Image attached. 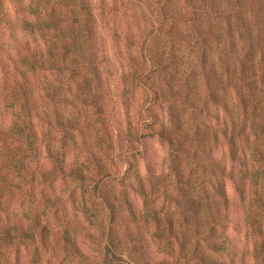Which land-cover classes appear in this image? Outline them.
Here are the masks:
<instances>
[{
	"label": "rangeland",
	"instance_id": "374dc122",
	"mask_svg": "<svg viewBox=\"0 0 264 264\" xmlns=\"http://www.w3.org/2000/svg\"><path fill=\"white\" fill-rule=\"evenodd\" d=\"M59 1L0 0V264H100L105 246L116 261L142 264L133 253L136 246L129 245L132 238L146 241L152 264H185L178 262V237L186 238L192 251L197 236L201 248L190 264H203L201 255L213 264H264V137L253 131L236 135L244 121L250 129L254 115L261 117L259 80L242 86L229 81L217 89L220 100L212 102L206 69L195 60L197 45L176 37L182 24L166 25L175 36L167 37L156 33L158 9L149 0H93L98 53L90 65L99 73L90 75L97 89L89 98V87L67 86V72H39L31 65L38 51L53 60L58 31L50 17L75 12ZM167 10L177 20L178 12L190 15L187 0H172ZM217 23L204 17L203 27L216 30ZM209 41L207 59L225 82L228 49L233 66L241 60L252 73L261 69L251 65L259 47L242 36ZM23 56L32 57L26 65ZM40 82L47 90H38ZM178 91H187L190 104L178 102ZM64 99L77 104L60 106ZM52 102L79 130L56 129ZM38 109L45 110L42 119L33 116ZM151 127L164 128L172 142ZM63 137L75 145L66 165L99 174L98 187L93 178L61 177L46 159ZM103 197L116 204L115 221L101 204ZM192 197L219 206L228 201L212 226L228 237L230 253H211L208 232L202 237L192 227L193 212L184 208ZM202 218L211 222L207 213ZM71 243L80 256L67 253Z\"/></svg>",
	"mask_w": 264,
	"mask_h": 264
},
{
	"label": "trees",
	"instance_id": "16d2710c",
	"mask_svg": "<svg viewBox=\"0 0 264 264\" xmlns=\"http://www.w3.org/2000/svg\"><path fill=\"white\" fill-rule=\"evenodd\" d=\"M153 5H155L158 9V24L159 29L156 33L164 34L167 37H175L171 34V27H166V25L170 24V22L178 21V24L183 25V30L179 31L177 34L178 42L181 43H189L194 41V44L197 45L196 51L198 52L199 56L198 60L200 61L201 66L206 69L204 70L205 79L207 80L208 84H210V91L209 96L212 102H218L219 91L217 90L218 87L227 86L229 81H233V85L236 86L237 82L239 81L241 86L242 84H252L253 81L259 80L262 93H264V0H187V4L190 7V15H185L178 12V20L174 15L167 10L169 6L172 5V0H149ZM59 3L62 7L69 8L71 11H75L74 14L71 15H62V14H53L50 17V22L54 29L58 31L57 39L55 41V53L53 55V60H44L43 56L40 57L41 51H38L39 58L31 65H34L38 68L39 72H47L51 70H59L63 72H67L68 76L70 77L68 81V85L70 87H82L86 86L89 87V94L87 97H94V93L97 88L92 86V77L97 78V74L99 73L98 70L96 71L90 62L94 59L95 55L98 53V45L96 44L94 38L96 37V23H97V14L96 9L94 7L95 3L93 0H60ZM80 14H83L81 17ZM171 16V17H170ZM204 17H209L216 20L218 23V28L205 30L203 27V20ZM174 20V21H173ZM221 21V24H219ZM226 30H223V28ZM235 36H242L243 39L249 41L252 45L258 46L259 49H256L258 52L255 57L258 56V59L251 61V65L253 64H260L261 69L255 70L252 73L251 67H247L244 61L238 60V68L232 65V61H229L228 54L230 50H226V61L222 63V70L224 73L227 74L228 81L225 82L224 78L218 76V74L214 69L211 67L210 61L207 59V53L210 47L207 44L210 42L212 38L217 40L218 42H222L224 39H233ZM263 39V40H262ZM262 40V43H260ZM202 55V56H201ZM201 56V58H200ZM32 58L31 56H23L21 58V63L26 65L24 60H29ZM200 58V59H199ZM89 64L90 71L87 70L84 65ZM196 66V61L193 62ZM47 66V67H46ZM92 75V77H90ZM99 82V80H97ZM218 82L220 85L216 86L215 83ZM183 83V82H182ZM214 84V85H213ZM45 84L40 82L38 84V90L45 91L47 90L43 88ZM237 88V87H236ZM188 91V89H187ZM185 93H181L178 91V102L183 104L184 106L190 104L185 95ZM158 93H155V98H157ZM159 97V96H158ZM241 97V104L243 107V114L245 116L248 115V108H247V97L240 95ZM83 100V97H78L76 100ZM73 101H68L64 99L60 103V106H72L73 104H77L75 99H71ZM264 104V101H261ZM53 112L55 115V124L56 129L58 131L61 130L65 132L66 130L75 129L79 130L75 127V123H71L68 118L64 117V112L59 107L57 103H54ZM226 107H229L226 103ZM263 111L258 113V117L256 119V114L254 115V122L255 124L248 129L247 121L243 122L241 127V131L236 132L237 136L248 137L251 132H254V136L264 137V108ZM45 110H36L33 116L37 119H42L43 115H46ZM230 112V111H229ZM261 114V115H260ZM70 128V129H67ZM157 134L160 135L163 139L169 141L170 143L172 140L170 139V134L166 133L164 128L155 129ZM253 134V133H252ZM66 137V136H65ZM51 141V140H50ZM53 141V140H52ZM6 142V141H3ZM73 141L66 140L64 137L60 141V146L50 153L47 151L46 159L51 158L57 168L58 174L63 178H70L71 180H75L78 182H85L87 179L93 180L95 186H97V180L99 174L92 175L89 172H85L80 168L75 167H68L66 165V158L69 154V151H72V143ZM72 144V145H71ZM75 146V145H73ZM234 158H237L236 156ZM97 175V176H94ZM93 176V177H92ZM230 178L233 180V175H230ZM102 182V181H101ZM131 180L129 184H131ZM134 182V181H133ZM134 184V183H132ZM141 184V183H140ZM93 200H98V197L94 194L90 195ZM101 204L108 210L112 221H115V215L117 213V206L116 204L107 197H103ZM179 202V201H178ZM228 201H224L222 206H219L216 203H202V201L195 199V198H188L184 208H189L192 210V227L201 234L203 237V233L208 232L207 234L209 237L206 239L208 241L207 249L210 250L213 254H227L231 252V242H229L226 238L227 236L222 237L214 233V228L212 226V221L216 217V214L221 215L223 210L228 208ZM207 213L208 216L211 218V222L207 221L204 222L202 220L203 214ZM195 224V225H194ZM33 227L38 229V223L32 224ZM12 228V227H10ZM207 230V231H206ZM204 231V232H201ZM108 236V234H107ZM207 236V235H206ZM199 240V236L196 237ZM210 238V239H209ZM195 239L194 248L192 251L188 250L187 248V239H181L178 237V244L180 246L179 254H178V262H184L185 264H190L192 254L197 253L200 250V241ZM210 242V243H209ZM146 241L139 238H132L129 241V245L134 247L133 253L139 254L138 261L142 264H152V256L148 248L145 247ZM112 248L109 246H105L103 250V258L100 264H131L126 259H121V261H116L117 255L111 253ZM67 253L70 256H80V249L76 243H71L68 247ZM132 253V255H133ZM190 253V256H189ZM200 256V259L203 264H213L210 260L205 259ZM219 264V263H217Z\"/></svg>",
	"mask_w": 264,
	"mask_h": 264
}]
</instances>
